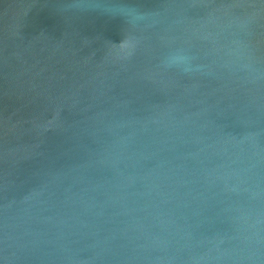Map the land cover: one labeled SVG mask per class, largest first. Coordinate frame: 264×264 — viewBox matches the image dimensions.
<instances>
[{
  "label": "water",
  "instance_id": "water-1",
  "mask_svg": "<svg viewBox=\"0 0 264 264\" xmlns=\"http://www.w3.org/2000/svg\"><path fill=\"white\" fill-rule=\"evenodd\" d=\"M0 264H264V0H0Z\"/></svg>",
  "mask_w": 264,
  "mask_h": 264
},
{
  "label": "clouds",
  "instance_id": "clouds-1",
  "mask_svg": "<svg viewBox=\"0 0 264 264\" xmlns=\"http://www.w3.org/2000/svg\"><path fill=\"white\" fill-rule=\"evenodd\" d=\"M130 11H134V10H130ZM175 63V62H174ZM188 69H185V71H187Z\"/></svg>",
  "mask_w": 264,
  "mask_h": 264
}]
</instances>
